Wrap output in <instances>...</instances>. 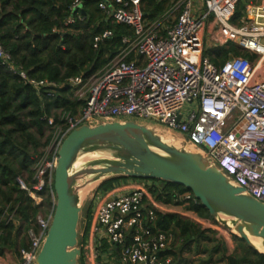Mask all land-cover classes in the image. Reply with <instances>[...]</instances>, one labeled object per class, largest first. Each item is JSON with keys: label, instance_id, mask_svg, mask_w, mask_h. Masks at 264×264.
<instances>
[{"label": "built area", "instance_id": "built-area-1", "mask_svg": "<svg viewBox=\"0 0 264 264\" xmlns=\"http://www.w3.org/2000/svg\"><path fill=\"white\" fill-rule=\"evenodd\" d=\"M98 8L112 23L129 26L132 34L121 37V46L106 55L101 69L64 82L79 106L75 112H62L58 124L48 118L53 134L31 185L18 178L36 204L43 201V192L49 193L52 204L37 215L36 227L28 229V246L19 250L20 260L6 264H36L54 210L57 152L82 124L134 120L164 127L264 203V0H174L153 22L144 17L142 0H98ZM83 14L82 1L74 0L65 25L75 24ZM111 36L110 30L97 33L93 47ZM230 45L245 54L214 64L213 49ZM0 65L37 90L56 86L29 78L1 42ZM120 184L96 194L86 237L79 226L82 264L185 263L174 254L183 239L161 229L158 214L176 213L203 230L218 229L194 209L200 201L189 190L163 202L153 192L161 187L159 182ZM104 240L110 245L106 250Z\"/></svg>", "mask_w": 264, "mask_h": 264}, {"label": "trees", "instance_id": "trees-1", "mask_svg": "<svg viewBox=\"0 0 264 264\" xmlns=\"http://www.w3.org/2000/svg\"><path fill=\"white\" fill-rule=\"evenodd\" d=\"M81 1L83 19L65 25L74 0H0V42L14 64L29 78L56 83L55 87L42 86L37 90L0 65V256L6 251L19 255L21 248H27V231L36 227L38 211L52 204L48 192H43V201L36 204L20 187L18 178L27 172L28 179H31L34 166L43 155L42 149L49 144L54 128L48 123V118L53 117L58 124L62 112H75L79 106L64 82L70 77L90 75L101 69L107 62L106 55L116 52L121 46V37L132 34L129 26L112 23L98 8V0ZM173 1L142 0L144 17L151 22L157 20ZM103 30L112 31V36L96 49L93 37ZM244 54L235 45H230L213 49L210 59L219 66L231 55ZM46 131L48 134L42 142ZM128 178L115 176L105 179L97 189L106 191ZM146 180L161 184L153 192L163 202H172L174 193L188 191L184 186L171 182ZM194 209L201 216L211 218L201 203ZM86 216H91L90 205ZM157 224L183 239L174 253L178 256L185 246L200 239L216 240L210 236L215 231L203 230L176 213L158 214ZM221 243L224 264H264V253L240 237L228 255L224 253L227 250L225 242Z\"/></svg>", "mask_w": 264, "mask_h": 264}, {"label": "water", "instance_id": "water-1", "mask_svg": "<svg viewBox=\"0 0 264 264\" xmlns=\"http://www.w3.org/2000/svg\"><path fill=\"white\" fill-rule=\"evenodd\" d=\"M109 152L110 159L74 165L86 153ZM53 175L55 204L50 226L36 256V264H80L81 195L115 176L157 179L184 186L213 217L259 250L248 234L262 239L264 203L231 182L230 177L199 152L163 141L155 129L134 120L82 124L62 141ZM103 179V180H102Z\"/></svg>", "mask_w": 264, "mask_h": 264}, {"label": "rangeland", "instance_id": "rangeland-1", "mask_svg": "<svg viewBox=\"0 0 264 264\" xmlns=\"http://www.w3.org/2000/svg\"><path fill=\"white\" fill-rule=\"evenodd\" d=\"M209 52V51H207ZM57 113H59V111H57ZM156 132L158 134H160L162 137H164L168 143H173L176 146H184L186 147L187 144H185L182 141V137L174 132H171L169 130H167L164 127L161 126H152ZM48 134V131L45 132V135L42 137V142L45 140L46 136ZM168 134V135H167ZM167 136V137H166ZM49 146L47 145L46 147H44L43 153L47 150ZM188 147V146H187ZM186 147V149H188ZM42 156V155H41ZM41 156L38 158L35 166H34V170L36 168V165L39 161V159L41 158ZM77 166V165H76ZM78 167H75V169H77ZM20 176L22 177V179L25 181L26 184L31 185V179H28V175L27 172L20 174ZM28 180V181H27ZM103 180V179H102ZM140 180V179H138ZM138 180H135L134 178H128L126 180H123L121 182L122 185L126 186L129 184H133L136 183ZM101 183V180L96 182L95 184H93L92 186H90L89 188H87L81 195V214H80V222H79V226L80 229L83 227V221L86 218V212L87 209L89 207V205L91 206V209L93 207V203H94V198L96 196L97 193L101 192L99 191L98 185ZM120 184V185H121ZM46 208H50L49 206H44L42 209H40L38 211V215L39 214H43V209ZM47 210V209H46ZM221 218H226V216H220L218 218L211 216V218H209L212 222L215 223V226L218 227V229L212 234L210 233V236H214L213 238L215 239H200L198 242H193L191 244H189L188 246H185V248L183 249V251L180 253V256L186 260L185 263L183 264H224V260H223V243L221 242H225V240L223 239V237H227L228 238V243L225 242V246L227 248V250L224 252L225 255H228L230 253L233 252L236 244H237V238L239 237V235L237 234V232L232 231V230H228L226 226H224L223 224H221ZM82 221V223H81ZM22 236V234H21ZM260 241V240H259ZM261 242V241H260ZM217 246H219V248H217ZM110 247V245L104 240L103 241V249H108ZM258 247V246H257ZM259 249H263L262 247H258ZM8 254V256L6 257V255L0 256V264H6L9 262H16L20 260V256L18 254L12 253V251H8L6 252ZM80 264L81 261H80Z\"/></svg>", "mask_w": 264, "mask_h": 264}, {"label": "bare ground", "instance_id": "bare-ground-1", "mask_svg": "<svg viewBox=\"0 0 264 264\" xmlns=\"http://www.w3.org/2000/svg\"><path fill=\"white\" fill-rule=\"evenodd\" d=\"M155 132H156V130H155ZM156 134H158L157 132H156ZM160 137H161V139L163 140V141H165V142H167L168 143V141L164 138V137H162L160 134H158ZM168 135V134H167ZM167 137V136H166ZM168 144H171V145H174V146H176L175 144H173V143H168ZM181 146V145H180ZM179 146V147H180ZM178 147V146H177ZM188 150H190V149H188ZM193 151V150H192ZM103 158H105V159H110L111 157H110V154H109V152H105V151H96V152H91V153H86V154H84V155H82V156H79L78 157V159H77V161H76V163H75V165H74V168L75 167H78V168H80L81 166H83L86 162H88V161H93V160H98V159H103ZM77 165V166H76ZM235 229H234V227H233V231H234ZM248 234V237L250 238V240H251V242L257 247H262L263 249H259L258 247V249L259 250H261V251H264V247H263V245H262V239L261 238H258V237H255V236H252L251 234H249V233H247ZM261 242H260V241Z\"/></svg>", "mask_w": 264, "mask_h": 264}, {"label": "crops", "instance_id": "crops-1", "mask_svg": "<svg viewBox=\"0 0 264 264\" xmlns=\"http://www.w3.org/2000/svg\"><path fill=\"white\" fill-rule=\"evenodd\" d=\"M83 221V227H82V230H84L83 232H84V234H85V237L87 236V234L89 233V231H88V217L86 216V218L84 219V220H82ZM82 221H81V223H82ZM6 252H8V251H6ZM5 252V255H6V257L8 256V254Z\"/></svg>", "mask_w": 264, "mask_h": 264}]
</instances>
